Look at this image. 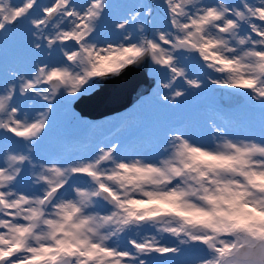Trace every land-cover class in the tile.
<instances>
[{
  "label": "snow or ice",
  "instance_id": "1",
  "mask_svg": "<svg viewBox=\"0 0 264 264\" xmlns=\"http://www.w3.org/2000/svg\"><path fill=\"white\" fill-rule=\"evenodd\" d=\"M119 5L0 0V41L48 57L0 80V264H264V0L137 3L107 39ZM147 64L161 105L211 84L259 110V134L219 113L206 138L166 127L151 151L38 155L57 101Z\"/></svg>",
  "mask_w": 264,
  "mask_h": 264
},
{
  "label": "rangeland",
  "instance_id": "2",
  "mask_svg": "<svg viewBox=\"0 0 264 264\" xmlns=\"http://www.w3.org/2000/svg\"><path fill=\"white\" fill-rule=\"evenodd\" d=\"M48 2L49 0H39L41 4ZM109 2L120 5L111 10L106 16L105 21L102 23V34L107 39H115L116 35L112 31V22L115 19L125 16L129 8L137 3H156L158 0H109ZM124 5L128 7H124ZM155 20L157 23L162 24L164 22L162 13L157 12ZM47 59L46 52L31 53L17 36H9L6 40L0 41V80L3 79V71L7 68H11L17 72L28 73L32 69V66L38 63V60L40 62ZM193 71L195 75L206 79L203 72L198 69H194ZM145 73L153 76V82L149 90L139 94L129 104L121 107V111H117L118 109H116L109 111L107 114L103 113L87 117L80 114L72 106V102L65 105L63 102L57 101L52 113L50 127L40 143L38 155L45 158H60L61 156L66 157L72 154L87 155L97 145L111 142H119L121 150L126 152L133 150L151 151L162 130L176 125H184L185 127L187 125L186 129L190 133L196 135L198 138H206L209 132L208 121L216 118L217 116L213 113L220 110L230 120L231 118L234 119V117L239 118L240 121L243 120L240 125L234 122V131L259 134V110L250 108L245 103L244 98L234 102L230 106L224 105L220 103L216 95L212 94L210 89L213 85L206 83L200 90H190V94L184 97L177 107L168 108L161 105L157 100V92L160 91L157 81L160 77L153 70L151 64H147ZM25 105L31 110L32 106H30L28 101H25ZM36 107H39V104ZM115 114L118 117H114ZM218 122L221 121L218 120ZM115 123H120L119 127L117 126L110 134L104 135L103 133L111 128V126L116 125ZM251 127L253 129L249 130L248 128ZM90 142L93 143L91 144ZM183 259L191 260L193 259V254H189V256Z\"/></svg>",
  "mask_w": 264,
  "mask_h": 264
},
{
  "label": "water",
  "instance_id": "3",
  "mask_svg": "<svg viewBox=\"0 0 264 264\" xmlns=\"http://www.w3.org/2000/svg\"><path fill=\"white\" fill-rule=\"evenodd\" d=\"M147 65L135 66L125 70L119 77L105 82L99 88L72 101V106L82 115L97 116L120 109L147 91L153 82V76L145 73ZM212 94L226 105L240 101L242 95H231L229 90L211 87Z\"/></svg>",
  "mask_w": 264,
  "mask_h": 264
},
{
  "label": "bare ground",
  "instance_id": "4",
  "mask_svg": "<svg viewBox=\"0 0 264 264\" xmlns=\"http://www.w3.org/2000/svg\"><path fill=\"white\" fill-rule=\"evenodd\" d=\"M102 30H103V29H102ZM20 49H21V48H20ZM14 51H15V50H14ZM22 53H23V52H22ZM41 53H42V52H41ZM34 54H35V53H34ZM33 57H34V55H33ZM33 57H31V58H33ZM28 59H29V58H28ZM34 59H35V57H34ZM40 60H42V59H40ZM47 60H48V59H47ZM19 61H20V60H19ZM34 61H35V60H34ZM45 61H46V60H45ZM37 62L39 63V60H38ZM27 67H29V66H27ZM32 67H33V66H32ZM5 70H6V69H5ZM27 70H28V69H27ZM24 72H25V71H24ZM28 72H29V71H28ZM203 74H204V73H203ZM30 106H31V105H30ZM121 110H122V109H118L117 111H121ZM225 110H226V109H225ZM253 112H254V111H253ZM67 113H68V112H67ZM67 115H68V114H67ZM114 117H118V115L115 114ZM114 117H113V118H114ZM124 117H125V116H124ZM64 118H65V117H64ZM110 118H111V117H110ZM133 118H134V117H133ZM115 119H116V118H115ZM129 120H130V119H129ZM129 120H128V121H129ZM131 120H132V119H131ZM134 120H135V119H134ZM75 121H76V119H75ZM53 122H54V121H53ZM110 123H111V122H110ZM120 123H121V122H120ZM120 123H119V124H120ZM189 123H190V122H189ZM53 124H54V123H53ZM124 124H125V123H124ZM127 124H128V123H127ZM54 125H56V124H54ZM126 126H127V125H126ZM55 127H56V126H55ZM93 127H94V126H93ZM95 127H96V126H95ZM118 127H119V126H118ZM186 127H187V125H186ZM101 128H102V127H101ZM194 128H195V127H194ZM90 129H91V128H90ZM93 130H95V129H93ZM110 133H111V132H110ZM87 134H88V133H87ZM111 136H112V135H111ZM102 137H103V136H102ZM59 140H60V139H59ZM80 142H81V141H80ZM81 143H82V142H81ZM90 143H91V142H90ZM92 143H93V142H92ZM92 143H91V144H92ZM74 144H75V143H74ZM74 144H73V145H74ZM90 146H91V145H90ZM90 146H89V147H90ZM10 147L15 148L16 145H10ZM62 147H63V146H62ZM91 148H92V147H91ZM76 149H77V148H76ZM92 149H93V148H92ZM86 150H87V149H86ZM89 150H90V149H89ZM70 151H71V150H70ZM87 151H88V150H87ZM62 153H63V152H62ZM80 153H81V152H80ZM64 155H65V154H64ZM53 157H54V156H53ZM61 157H62V156H61ZM188 256H189V255H188Z\"/></svg>",
  "mask_w": 264,
  "mask_h": 264
}]
</instances>
